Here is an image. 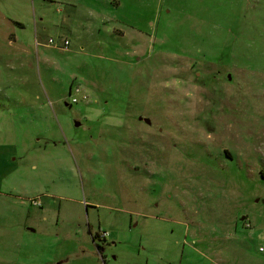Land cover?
<instances>
[{
  "label": "rangeland",
  "instance_id": "obj_1",
  "mask_svg": "<svg viewBox=\"0 0 264 264\" xmlns=\"http://www.w3.org/2000/svg\"><path fill=\"white\" fill-rule=\"evenodd\" d=\"M0 264H264V0H0Z\"/></svg>",
  "mask_w": 264,
  "mask_h": 264
},
{
  "label": "built area",
  "instance_id": "obj_2",
  "mask_svg": "<svg viewBox=\"0 0 264 264\" xmlns=\"http://www.w3.org/2000/svg\"><path fill=\"white\" fill-rule=\"evenodd\" d=\"M49 42L50 43H52L53 42V40L52 39H49ZM68 41L67 40H63V42L61 43L63 46H64V48L68 45ZM76 91H79L80 92V90H79V87H77L76 88ZM82 99H86V95L85 94H83L82 95ZM77 101V98L76 97H72V102H76ZM32 203L34 204V205H40V201H38L37 199H34V200H32ZM100 238H105L106 236H107V232H105V231H102V232H100L99 233V235H98Z\"/></svg>",
  "mask_w": 264,
  "mask_h": 264
},
{
  "label": "flooded vegetation",
  "instance_id": "obj_3",
  "mask_svg": "<svg viewBox=\"0 0 264 264\" xmlns=\"http://www.w3.org/2000/svg\"><path fill=\"white\" fill-rule=\"evenodd\" d=\"M138 119H139L140 121H143V122L146 123V124H149V123H150V121H149V120H145L144 117L139 116ZM131 140H132V142H135L133 136L130 137V141H131ZM148 154H149V153L147 152L146 155L148 156V158L146 157L145 159H148V160H149L151 157H149L150 155H148ZM99 238H100V237H99ZM95 240H96V239L94 238L93 241H95ZM96 246H97V248H98L99 250L104 249V247H103L102 245H100V244H98V245H96Z\"/></svg>",
  "mask_w": 264,
  "mask_h": 264
},
{
  "label": "water",
  "instance_id": "obj_4",
  "mask_svg": "<svg viewBox=\"0 0 264 264\" xmlns=\"http://www.w3.org/2000/svg\"><path fill=\"white\" fill-rule=\"evenodd\" d=\"M145 120H148V119H145ZM77 125H79L78 122H77Z\"/></svg>",
  "mask_w": 264,
  "mask_h": 264
}]
</instances>
